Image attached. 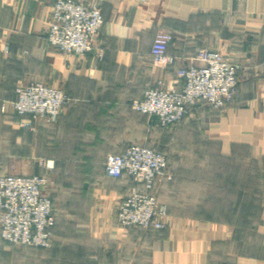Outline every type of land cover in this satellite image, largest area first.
I'll return each mask as SVG.
<instances>
[{
  "label": "crops",
  "instance_id": "1",
  "mask_svg": "<svg viewBox=\"0 0 264 264\" xmlns=\"http://www.w3.org/2000/svg\"><path fill=\"white\" fill-rule=\"evenodd\" d=\"M81 1L100 8L101 58L46 41L53 0H0V175H45L54 214L48 247L0 237V264H264V0ZM158 29L172 33L165 68L150 54ZM200 48L238 64L228 104L196 101L169 129L131 106L157 79L181 88L177 69L200 65ZM31 81L62 88L66 101L55 121L26 128L12 101ZM130 143L167 152L160 229L117 224L133 182L107 176L104 161Z\"/></svg>",
  "mask_w": 264,
  "mask_h": 264
},
{
  "label": "built area",
  "instance_id": "2",
  "mask_svg": "<svg viewBox=\"0 0 264 264\" xmlns=\"http://www.w3.org/2000/svg\"><path fill=\"white\" fill-rule=\"evenodd\" d=\"M103 23L96 2L53 0L44 29L46 41L55 49L84 55L94 51L98 58L104 48L96 43ZM172 33L158 29L153 37L150 54L155 66L165 68L175 57L166 49ZM195 58L200 65L180 66L177 75L183 80L181 88L165 86L157 79L146 87L131 106L144 114L155 115L160 126L178 123L196 101L212 108H222L232 99L237 86L238 64L216 49L200 48ZM66 101L60 87L31 81L14 87L13 110L21 117V127L32 128L35 121L53 122ZM107 176H128L129 186L116 207L119 226L160 229L166 209L156 199V183L170 180L172 171L167 156L156 147L130 143L119 153L107 155L104 161ZM48 180L43 174L0 175V237L9 243L48 247L54 225L53 202L44 191ZM135 184H141L138 188ZM116 264V263H113Z\"/></svg>",
  "mask_w": 264,
  "mask_h": 264
},
{
  "label": "rangeland",
  "instance_id": "3",
  "mask_svg": "<svg viewBox=\"0 0 264 264\" xmlns=\"http://www.w3.org/2000/svg\"><path fill=\"white\" fill-rule=\"evenodd\" d=\"M180 122V121H179ZM177 124V123H176ZM176 124H173V125H171V126H169V127H167L168 129L169 128H171V127H173L174 125H176ZM156 147V146H155ZM156 148H158L159 150H161L162 152H164L165 153V155L167 156V152L164 150V149H162L161 147H156Z\"/></svg>",
  "mask_w": 264,
  "mask_h": 264
}]
</instances>
